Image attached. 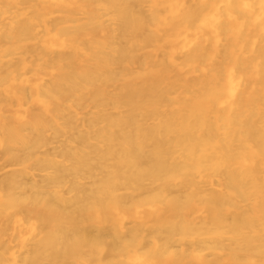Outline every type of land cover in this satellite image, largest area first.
<instances>
[{"label": "bare ground", "instance_id": "bare-ground-1", "mask_svg": "<svg viewBox=\"0 0 264 264\" xmlns=\"http://www.w3.org/2000/svg\"><path fill=\"white\" fill-rule=\"evenodd\" d=\"M0 264H264V0H0Z\"/></svg>", "mask_w": 264, "mask_h": 264}]
</instances>
